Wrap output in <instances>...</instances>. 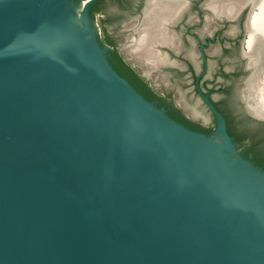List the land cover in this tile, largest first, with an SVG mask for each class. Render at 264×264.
<instances>
[{"label": "water", "instance_id": "95a60500", "mask_svg": "<svg viewBox=\"0 0 264 264\" xmlns=\"http://www.w3.org/2000/svg\"><path fill=\"white\" fill-rule=\"evenodd\" d=\"M99 1L0 0V264H264V170L114 70Z\"/></svg>", "mask_w": 264, "mask_h": 264}, {"label": "flooded vegetation", "instance_id": "af4514ba", "mask_svg": "<svg viewBox=\"0 0 264 264\" xmlns=\"http://www.w3.org/2000/svg\"><path fill=\"white\" fill-rule=\"evenodd\" d=\"M78 1L50 0L48 12L54 28L63 32L70 30L68 16L71 2ZM115 1L100 0L92 7L89 11L92 22L95 24L98 15L102 16L101 21L106 20L115 32L113 35L109 31V34L123 56L126 52L123 54L124 48L118 38L128 33L133 35L126 51L136 59L134 63L155 68V74L159 77L158 81L149 82L153 88L157 86L162 90V95L174 102L181 89L198 99L207 109L197 90L199 87L215 102L214 105L223 115H229L234 127H241L240 120L246 118L255 122L254 127L264 129V118L256 116L251 110L252 107L264 116V76L260 87L255 88L256 92L250 90V81L256 69L264 66V45L257 42L254 52L249 46L250 5L242 7L236 16L229 17L223 12H214L209 6L213 0H174V11L170 16H165L169 2L163 1L159 7L156 6L158 14L149 16L150 0ZM150 27H154L153 33L149 32ZM103 35L96 30L94 39L99 45ZM104 47L107 48V56H110V46ZM255 93L260 103L255 101ZM215 94L220 96V102L215 100ZM261 105L262 109L259 107ZM178 108L190 118L187 115L191 113L189 108ZM191 117L197 121L196 117ZM233 140L240 155L249 162H252V154L246 157V153L251 145H256L264 156V130L244 144L234 136Z\"/></svg>", "mask_w": 264, "mask_h": 264}, {"label": "trees", "instance_id": "16d2710c", "mask_svg": "<svg viewBox=\"0 0 264 264\" xmlns=\"http://www.w3.org/2000/svg\"><path fill=\"white\" fill-rule=\"evenodd\" d=\"M101 1L104 2L105 0ZM113 3H116V1L114 0ZM103 34L104 35L101 39V45L110 46L111 55L108 56L110 64L112 65L114 70H116V72L121 77L125 78L138 93H140L146 100L150 102H156L157 106L160 108H164L166 110V113L171 118L185 125L191 130L199 131L207 135L212 133L211 129L206 128L201 123L188 118L181 111V109L176 106L175 102L168 96L162 95L157 92L150 85V83L125 60L124 56L120 54V52L116 48L114 39L110 36L109 31L106 27L103 28ZM224 115L228 124L227 129L229 134L232 137L234 136L235 139L239 140L243 144L247 143L248 140L252 141L260 132L264 130L262 127H254L253 124H255V122H251L246 118L240 120L241 127H234L235 124L232 122V120H230L229 115ZM249 154H252V157L250 159L255 164V166L259 167L261 170H264V156L261 151L258 150L256 145H251L248 148L246 157H248Z\"/></svg>", "mask_w": 264, "mask_h": 264}, {"label": "bare ground", "instance_id": "6f19581e", "mask_svg": "<svg viewBox=\"0 0 264 264\" xmlns=\"http://www.w3.org/2000/svg\"><path fill=\"white\" fill-rule=\"evenodd\" d=\"M150 1H151L149 4L150 7L147 10V14L149 16H154V14L156 13L158 14V10L156 9V6L158 5L159 7V5L163 3V1L169 2L168 3L169 8L168 7L166 8L165 16H170V14L174 11L172 5L176 4L174 0H150ZM246 5H251L253 7V11L251 13L250 22H249V46L251 52H254L257 42H261L264 45V0H213L211 1L209 6L213 8L214 12L216 13L223 12L224 14H227L229 17H233L236 16L239 13V11L242 9V7H245ZM153 29L154 27H150L149 32L153 33L154 32ZM263 76H264V66H260L256 69V72L254 73L253 78L250 81L251 91L253 90L254 92H256L255 88H257L258 86L260 87ZM255 99H256L255 101H258L259 103L261 102L258 94H256ZM259 107H261L262 109L264 105L263 107L262 105Z\"/></svg>", "mask_w": 264, "mask_h": 264}, {"label": "rangeland", "instance_id": "374dc122", "mask_svg": "<svg viewBox=\"0 0 264 264\" xmlns=\"http://www.w3.org/2000/svg\"><path fill=\"white\" fill-rule=\"evenodd\" d=\"M102 16L98 15L95 19V23L96 25L99 27L100 30V35H103V28L106 27L108 29V31H110L111 33H113L114 35V31L111 29V26L106 22L105 20L101 21ZM133 35L131 33L128 34H124L122 36H120V38H118V41L121 42L124 51L123 54H125L124 52H126L128 54V52L126 51V46L128 44H130V39H132ZM117 41V42H118ZM120 47V45H118ZM130 55H128L129 57L132 58L131 53H129ZM125 56V55H124ZM135 60V59H133ZM134 68L136 69V71L138 73H143L145 72L148 75V82L154 83L155 81H158V74H155V68H151L150 70H146L145 68L141 67L140 65H138L137 63H133ZM154 88L157 92H159L160 94H162V90L159 89L157 86L154 85ZM214 98L216 101L220 102V96L218 94L214 95ZM175 104H177V107H187L190 109V114L187 113V115L191 117L194 116L196 117L197 121L203 125H205L207 128L212 130V133H217L215 132V121H214V117L212 116V114L203 106L202 103H200V101L196 98H192L187 92H184L183 90H179V94H178V98L175 101ZM187 112V111H186Z\"/></svg>", "mask_w": 264, "mask_h": 264}]
</instances>
